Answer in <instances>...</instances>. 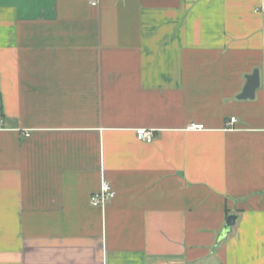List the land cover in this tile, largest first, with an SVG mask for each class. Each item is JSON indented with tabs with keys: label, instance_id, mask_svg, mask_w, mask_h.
Listing matches in <instances>:
<instances>
[{
	"label": "crops",
	"instance_id": "crops-1",
	"mask_svg": "<svg viewBox=\"0 0 264 264\" xmlns=\"http://www.w3.org/2000/svg\"><path fill=\"white\" fill-rule=\"evenodd\" d=\"M0 264H264V0H0Z\"/></svg>",
	"mask_w": 264,
	"mask_h": 264
},
{
	"label": "built area",
	"instance_id": "built-area-1",
	"mask_svg": "<svg viewBox=\"0 0 264 264\" xmlns=\"http://www.w3.org/2000/svg\"><path fill=\"white\" fill-rule=\"evenodd\" d=\"M90 4L96 6L99 3V0H88ZM236 121V117L231 118L230 120V125H232ZM191 129H202L204 128L203 124H197V123H192L190 125ZM136 135L138 139L144 140L147 142H151L155 139V131L152 128H138L136 131ZM116 196V191L111 185V183L107 180H105L100 189L96 192H94L91 195V203L94 206H104L107 204L112 198Z\"/></svg>",
	"mask_w": 264,
	"mask_h": 264
},
{
	"label": "water",
	"instance_id": "water-1",
	"mask_svg": "<svg viewBox=\"0 0 264 264\" xmlns=\"http://www.w3.org/2000/svg\"><path fill=\"white\" fill-rule=\"evenodd\" d=\"M247 81L244 86L243 91L238 94V98L240 99H247V98H254L256 95V90L260 86V70L255 68L252 73L247 74L246 76ZM238 219L237 214H229L227 218V222L219 234L218 241L224 240L227 238L228 234L232 232L233 226L236 224Z\"/></svg>",
	"mask_w": 264,
	"mask_h": 264
}]
</instances>
